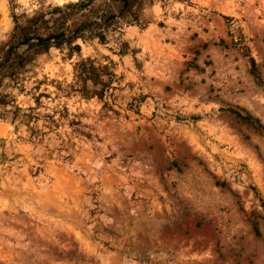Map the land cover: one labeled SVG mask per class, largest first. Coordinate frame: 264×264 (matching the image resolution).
I'll return each mask as SVG.
<instances>
[{
  "label": "rangeland",
  "instance_id": "1",
  "mask_svg": "<svg viewBox=\"0 0 264 264\" xmlns=\"http://www.w3.org/2000/svg\"><path fill=\"white\" fill-rule=\"evenodd\" d=\"M86 1L0 0V264H264V0Z\"/></svg>",
  "mask_w": 264,
  "mask_h": 264
},
{
  "label": "trees",
  "instance_id": "2",
  "mask_svg": "<svg viewBox=\"0 0 264 264\" xmlns=\"http://www.w3.org/2000/svg\"><path fill=\"white\" fill-rule=\"evenodd\" d=\"M92 0H87L86 2H80L78 3V6H81V7H85L87 6ZM125 5H127V1L128 0H121ZM54 11H60V9H55ZM109 18V16L105 17V20H103L104 22H106ZM101 17L99 18L98 17V20H95L94 21V27H96V29H94V34H96V36L100 37V39H104V36H103V33H102V30L100 29V25L103 21H101ZM36 24V23H34ZM34 27V26H33ZM82 30V27H77L75 28L72 32H68V34L65 32V30H60L59 28L57 30H55L52 34H49L47 35L46 37H40L38 35L36 36H33L29 31H30V27H25V28H20L19 29V33H21L22 35V38L23 40L20 42H28L30 41L31 39H34L36 40V44L37 45H42V46H46L45 45V42L46 41H49L51 39H61V40H67V41H70L72 38L76 37L78 35V33ZM252 64H254V62L252 61ZM252 73L254 74V76L256 78H258V73H257V70H256V67L253 66L252 67ZM234 112V111H232ZM236 116H238L240 119L242 120H246V121H249L250 117L248 115H244L242 116L240 113L238 112H234Z\"/></svg>",
  "mask_w": 264,
  "mask_h": 264
}]
</instances>
